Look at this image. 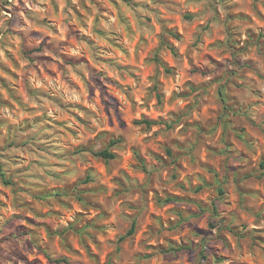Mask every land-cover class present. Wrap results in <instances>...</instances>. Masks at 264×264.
Listing matches in <instances>:
<instances>
[{
    "label": "rangeland",
    "instance_id": "rangeland-1",
    "mask_svg": "<svg viewBox=\"0 0 264 264\" xmlns=\"http://www.w3.org/2000/svg\"><path fill=\"white\" fill-rule=\"evenodd\" d=\"M0 264H264V0H0Z\"/></svg>",
    "mask_w": 264,
    "mask_h": 264
},
{
    "label": "trees",
    "instance_id": "trees-1",
    "mask_svg": "<svg viewBox=\"0 0 264 264\" xmlns=\"http://www.w3.org/2000/svg\"><path fill=\"white\" fill-rule=\"evenodd\" d=\"M171 34H172L175 38H179V35H178L177 33L172 32ZM163 44H165L168 48H170L173 52H175L174 47H173L170 43H168L167 41H164ZM157 59H158V58H157ZM165 68H166V70H167L168 72H170V70H169L167 67H165ZM136 123H138V124H146V125H149V126H150V125H152V124L154 123V121H152V120H150V119H147V118H144V119H141V120H137ZM120 141H121L120 138L117 139V140L113 139V140L111 141V144L113 145V144H116V143H118V142H120ZM96 154H97L98 156H101L102 158H104V159H106V160L114 159V158L116 157V153L113 152L112 150H109V149H103V150H100V151H98ZM171 199H173V198H171ZM171 199H168V200H171ZM133 232H134V226H132V228L129 230L128 234H132ZM125 237H126V235L122 236V237L120 238V240H123ZM184 248H186V247H185V246L171 247V250H181V249H184Z\"/></svg>",
    "mask_w": 264,
    "mask_h": 264
}]
</instances>
